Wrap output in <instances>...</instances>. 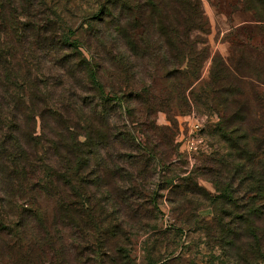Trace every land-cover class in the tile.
<instances>
[{
	"label": "trees",
	"instance_id": "trees-1",
	"mask_svg": "<svg viewBox=\"0 0 264 264\" xmlns=\"http://www.w3.org/2000/svg\"><path fill=\"white\" fill-rule=\"evenodd\" d=\"M58 4L0 0V233H7L14 247L33 246L43 235L48 242L57 241L63 253H78L80 264H88L79 260L85 256L90 264H110L106 260L119 264L129 257L130 222L115 218L122 213L116 201L110 208L104 205L113 199L110 191L105 200L97 194L106 188L102 173L122 171L124 156L114 153L118 138H126L130 145L138 137L132 127L121 133L112 124L110 149L105 152L107 144L102 147L101 139L105 137L93 121L109 130V106L125 107L127 116H133L137 111L131 103L142 104L155 83L189 77L184 63H195L197 47L205 43L196 34L207 35L208 22L202 0H103L98 12L90 15L71 9V0L64 3L67 14L55 8ZM104 56L129 73L127 92L104 93L100 81ZM76 85L82 87L80 92ZM135 85L141 87L130 90ZM202 91L193 96L198 105L221 104L218 91ZM97 100L88 116L86 108ZM72 112H77L79 127L90 139L70 125ZM154 112L150 107L147 114ZM207 113L212 114H202ZM223 124L220 139L226 146L221 151L226 153L217 152L213 163L220 169L214 173L221 177L224 167L230 168L231 181L220 186L225 210L212 231L234 264H260L264 173L255 154L246 151L247 138L232 118ZM179 155L187 162L183 153ZM125 192L129 196L131 189ZM15 193L21 195L19 200ZM7 204H14V214L7 211ZM143 208L154 221L144 230L159 234L156 205ZM119 237L127 245L111 242ZM108 244L114 249L106 251Z\"/></svg>",
	"mask_w": 264,
	"mask_h": 264
},
{
	"label": "rangeland",
	"instance_id": "rangeland-1",
	"mask_svg": "<svg viewBox=\"0 0 264 264\" xmlns=\"http://www.w3.org/2000/svg\"><path fill=\"white\" fill-rule=\"evenodd\" d=\"M57 1L59 4L55 8L67 14L66 0ZM71 1V9L90 15L98 12L103 0ZM202 2L208 22L207 35L196 34L205 43L197 47L199 56L194 64L184 63L183 70L190 69L189 77L179 75L169 81L155 83L145 98L148 102L144 99L142 104L131 103L137 111L133 116H127L125 107L109 106V116L112 117L109 130L99 125L98 120L93 121V127L105 137L101 138L104 140L102 147L107 144L105 152L110 149L111 138L108 137L112 134V124L121 133L132 130V127L138 137L130 145L126 144V138H118L114 153L116 157L124 156L120 164L122 171L119 174L109 170L102 173L103 187L107 189H103L104 194H97L99 200H105L106 192L110 191L113 199L104 205L110 208L116 201L122 213L115 218H126L130 222L129 257L125 261L121 258L119 264H234L222 251V244L217 243L218 233L215 229L212 231L225 210L221 188L231 181L230 168L224 167L223 175L219 177L214 172L220 167L213 163L217 152L226 153L221 151L225 143L220 139L225 120L232 118L233 125L241 129L243 137L247 138L246 151L255 154L253 159L264 173V0ZM82 51L91 59L84 48ZM105 58L100 75L104 93L113 94L122 89L127 92L129 73ZM69 72L76 75L71 69ZM90 87L87 84L85 88L88 90L85 91L89 92ZM139 87L141 85H135L130 90ZM81 89L76 85L77 91ZM209 89L219 92L221 104L198 105L193 96ZM98 103L99 100L86 108L88 116L91 114L89 110L96 108ZM150 107L155 111L152 115L147 114ZM189 111L206 119V146L194 156L183 153L186 162L179 155L184 151L179 141L181 132L188 129L185 122ZM204 112L212 114H202ZM69 115L72 116L68 121L70 125L90 139L89 134L79 127L81 120L77 112ZM38 132L41 133L40 122ZM47 134L53 136L52 133ZM82 139L85 140L84 137ZM87 188L95 190L93 185ZM124 189H131L129 196ZM15 197L19 200L21 195L15 193ZM154 205L157 207L159 234L144 230L154 221L143 206ZM7 211L14 214V204H7ZM135 213L138 216L133 217ZM47 240L42 235L39 243L33 246L24 243L14 247L13 239L7 233H0V264H80L76 258L78 253H63L57 241ZM122 240L119 237L111 242L127 245ZM106 246V251L114 249L112 244ZM79 260L90 264L86 256ZM259 260L264 264V256ZM106 261L111 264L110 260Z\"/></svg>",
	"mask_w": 264,
	"mask_h": 264
},
{
	"label": "built area",
	"instance_id": "built-area-1",
	"mask_svg": "<svg viewBox=\"0 0 264 264\" xmlns=\"http://www.w3.org/2000/svg\"><path fill=\"white\" fill-rule=\"evenodd\" d=\"M185 123L189 130L186 129V132H181V140L179 143L184 149L182 153L194 156L195 154L200 153V151L206 146V138L204 136L206 119L200 117L194 112L186 117Z\"/></svg>",
	"mask_w": 264,
	"mask_h": 264
}]
</instances>
